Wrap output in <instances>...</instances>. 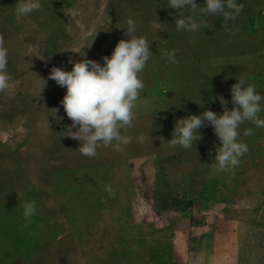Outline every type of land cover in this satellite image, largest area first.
I'll list each match as a JSON object with an SVG mask.
<instances>
[{
  "label": "rangeland",
  "instance_id": "rangeland-1",
  "mask_svg": "<svg viewBox=\"0 0 264 264\" xmlns=\"http://www.w3.org/2000/svg\"><path fill=\"white\" fill-rule=\"evenodd\" d=\"M241 2L226 26L208 17L206 28L185 32L167 0H41L26 17L15 14L17 0H0L11 76L0 92V264H264V128L240 126L248 151L225 172L213 171L219 141L207 122L192 149L166 142L177 119L221 113L219 97L230 109L236 77L251 78L264 95V0ZM129 19L153 54L124 133L131 142L87 157L64 133L65 89L49 73L82 58L102 64L128 38ZM173 49L175 64L165 56ZM247 128L254 134L243 135ZM175 199L191 205L165 206ZM29 200L37 212L26 222Z\"/></svg>",
  "mask_w": 264,
  "mask_h": 264
},
{
  "label": "clouds",
  "instance_id": "clouds-1",
  "mask_svg": "<svg viewBox=\"0 0 264 264\" xmlns=\"http://www.w3.org/2000/svg\"><path fill=\"white\" fill-rule=\"evenodd\" d=\"M167 6L177 13L174 17L176 30L185 32L206 28L208 17H220L226 26L244 8L241 0H203L202 6L196 0H167ZM40 8L41 0H17L15 14L26 17ZM71 15L80 17L83 13L74 9ZM78 27L85 29L83 22H78ZM124 31L128 38L119 40L110 56L102 57V64L82 58L72 63L71 70L53 67L49 73L48 78L65 89L60 104L71 124L65 127L64 133L78 141L80 153L87 157H95L100 145L122 151L131 142V137L124 133L132 125L136 109L140 107L141 90L144 88L140 74L153 54L149 50L152 41L137 34L134 20L127 21ZM84 56L83 52L81 57ZM165 56L170 63L177 62L174 49L166 51ZM8 63V48L4 37L0 36V92L9 88L11 76ZM250 81L249 77H236V82L230 87V109L228 101L219 97L223 108L221 113L205 108L197 115L188 114L177 119L171 139L166 141L168 146L192 149L194 142L203 138L200 129L207 122L219 141L215 148L213 171L225 172L237 167L240 158L248 151L247 144L240 139V126L250 122L255 128H264V118L259 115L264 112V95ZM197 104L203 106L202 100ZM51 110V116L62 119L56 115L59 109ZM151 110L156 113L160 109L153 106ZM253 134V128H247L243 133L245 136ZM108 190L111 192V189ZM36 212L34 200L23 203L22 216L26 222H30Z\"/></svg>",
  "mask_w": 264,
  "mask_h": 264
},
{
  "label": "trees",
  "instance_id": "trees-1",
  "mask_svg": "<svg viewBox=\"0 0 264 264\" xmlns=\"http://www.w3.org/2000/svg\"><path fill=\"white\" fill-rule=\"evenodd\" d=\"M162 197H163V196H162ZM163 201H164V199H163ZM183 204H185V206L188 207V206L191 205V202H183V203H182L181 200L175 199L174 202H169L168 204L165 203V206H166V205H167V206H172V205H174V206H178V205H183ZM5 215H6L5 213H4V214H1V215H0V218H1V217L5 218V217H6ZM4 224H5V223H4ZM10 224H11V228L14 229V227H16L18 223H17L14 219H12L11 221H9V224H8V225H10ZM18 225H19V224H18ZM13 234H15V235H12V236H16V238H17V236H22V232H21V231H18V230H15ZM161 263L166 264L165 262H161Z\"/></svg>",
  "mask_w": 264,
  "mask_h": 264
}]
</instances>
